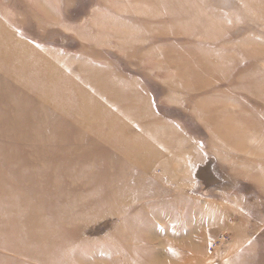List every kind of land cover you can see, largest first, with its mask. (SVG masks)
Returning <instances> with one entry per match:
<instances>
[{
	"label": "rangeland",
	"instance_id": "obj_1",
	"mask_svg": "<svg viewBox=\"0 0 264 264\" xmlns=\"http://www.w3.org/2000/svg\"><path fill=\"white\" fill-rule=\"evenodd\" d=\"M3 40L115 82L128 102L85 86L114 126L83 130L97 119L77 89L68 113L26 117L39 102L7 76ZM8 90L0 177L36 209L0 215V264H264V0H0Z\"/></svg>",
	"mask_w": 264,
	"mask_h": 264
},
{
	"label": "bare ground",
	"instance_id": "obj_2",
	"mask_svg": "<svg viewBox=\"0 0 264 264\" xmlns=\"http://www.w3.org/2000/svg\"><path fill=\"white\" fill-rule=\"evenodd\" d=\"M2 42L4 43L3 45L5 47V50L2 53L3 61H1V64L4 67V70L7 76L9 75L12 77V79L19 86L20 90L25 89V82H33L32 88L33 90L35 89V92L37 90V93L35 92L33 93L31 91H29V93L34 94V96L37 98L39 102V108L37 107L36 109L31 110L29 113L26 114V117H29L32 119L36 110L40 109L43 111H48V109L52 107L58 111L62 110L63 115L68 113L70 109H72V107L74 106V103L76 102L75 101L74 103H72L73 105L68 104L66 102V99L68 101V97H69L68 93L71 94L70 89H77L76 91L79 92V97L77 98V102H78L77 105L81 108H85L86 109L85 112L89 116L92 113H95L96 116L94 117L97 119L96 125L98 126V129L90 128L89 125L87 124L89 128L83 129V130H89L90 132H98V131L100 132L103 130V128H106L107 126H111V127L114 126L115 119H111V120H109L108 118L102 119L104 115H108L106 113L105 107L110 106V105L115 106L123 102H128L122 99V97H125L124 93H122L123 95L122 97L110 96L112 94L111 91L115 85V82L114 83L111 82L109 85L108 80H106L105 75H103L102 73H95L91 77H89V75L85 76L84 74H81V76L80 74H72V75L63 76L64 70L68 72V68H69L66 63L60 64L57 62L58 59H56V62H55L52 56L35 53L33 50H30L31 58L28 59L27 57H25V55H22V54L16 55L15 53H12L13 48L10 47L9 41L3 40ZM61 84H63L64 86L68 88L67 96H64L62 93L60 94L58 93L59 90L62 88L60 87ZM57 85L59 87L58 91L54 89V88H57ZM88 85L91 86L90 90L94 91V93H96L98 96H102V95L104 96L108 94V96L105 97L106 102H102V104H104L105 107L101 105L100 100H95V99L92 100L90 98L92 93L88 91V89L85 87ZM14 95H12V97ZM9 98H11V95L9 94V90L7 91L5 95L4 93H2V96H1L0 94V104L2 107H7L3 102H6V99H9ZM15 99L16 98H13L12 102H14L13 100ZM24 102L26 103L28 101H24ZM11 105H12L11 108L14 111H17L18 114H20L19 118L15 120L14 126L12 127L11 131H13L14 133V136H15L14 139L23 140V134L21 133L20 130L21 128H23V125H24L23 124L24 120L22 118L24 116V113L21 112V106H17V104L15 106L13 103ZM96 108L99 113L96 111ZM110 108H112L113 110V106L109 107L108 109ZM59 128L62 129L61 126ZM33 131L37 133V130L33 129ZM38 132H40V126L38 128ZM80 134H83L84 137H86L89 133L86 131H82L78 135ZM62 138L65 140L67 137H64L62 135ZM157 138H158V142H161V137L157 136ZM120 139L122 140L121 136H120ZM152 154H154L153 151H148L147 153H143V156L145 157L146 155L149 157V156H152ZM25 172H28V171H25ZM36 173L41 174V175L44 174L46 176L45 178H50L49 173L44 168L43 170L36 171ZM9 175L10 173L7 172L5 175L0 177V196H1L0 215L1 217L5 218L6 216H10L12 218H16L19 215L21 216L24 213L26 214L27 212H29V210L32 213L33 209L34 210L36 209V205H34L28 200L27 194L24 191H21L22 185L24 184L22 183L21 185H17V184L12 183L13 181L11 180H13V178L11 176L9 177ZM28 175L29 174L22 175L21 180L25 182L27 180L26 176ZM2 210H5V211H2ZM54 245L55 243L53 242L52 246ZM37 252L38 251L36 250V254ZM39 257H43V256L39 255Z\"/></svg>",
	"mask_w": 264,
	"mask_h": 264
},
{
	"label": "built area",
	"instance_id": "obj_3",
	"mask_svg": "<svg viewBox=\"0 0 264 264\" xmlns=\"http://www.w3.org/2000/svg\"><path fill=\"white\" fill-rule=\"evenodd\" d=\"M220 241H223V239H222V238H220Z\"/></svg>",
	"mask_w": 264,
	"mask_h": 264
}]
</instances>
